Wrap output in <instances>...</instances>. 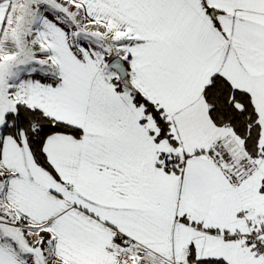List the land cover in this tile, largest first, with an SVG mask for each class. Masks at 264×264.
Listing matches in <instances>:
<instances>
[{
	"label": "snow or ice",
	"instance_id": "6c2138e0",
	"mask_svg": "<svg viewBox=\"0 0 264 264\" xmlns=\"http://www.w3.org/2000/svg\"><path fill=\"white\" fill-rule=\"evenodd\" d=\"M0 264H264V0H0Z\"/></svg>",
	"mask_w": 264,
	"mask_h": 264
}]
</instances>
